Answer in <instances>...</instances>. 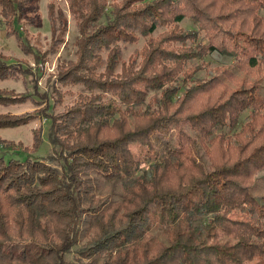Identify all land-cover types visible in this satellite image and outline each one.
<instances>
[{
  "label": "trees",
  "instance_id": "1",
  "mask_svg": "<svg viewBox=\"0 0 264 264\" xmlns=\"http://www.w3.org/2000/svg\"><path fill=\"white\" fill-rule=\"evenodd\" d=\"M23 1L0 0V9L18 23ZM68 1L81 39L77 62L59 82L83 84L90 92L62 119L50 117L48 138L62 171L29 155L25 161L0 156V264H68L82 223L88 264L114 254L120 264H264V191L254 193L264 171V95L242 87L211 102L215 79L192 92L171 85L184 72L195 82L199 68L187 66L208 53L237 59L239 69L263 66L264 0H132L115 7L104 25L98 24L109 18L108 0ZM50 13L53 34L65 31L62 15L57 24L53 7ZM186 18L198 31L149 41L139 63L116 73L120 43ZM200 31L205 45L197 42ZM189 39L195 45L187 49L169 42ZM103 51L105 74H96ZM15 72L0 64V78ZM157 91H163L158 106L144 107ZM11 99L0 96V102ZM246 111L248 121L238 132L223 131L236 129ZM28 121L0 117V128ZM140 134L162 142L161 156L149 158L147 169L131 149V137ZM90 172L107 183L130 182L120 200L108 202L83 178Z\"/></svg>",
  "mask_w": 264,
  "mask_h": 264
},
{
  "label": "rangeland",
  "instance_id": "2",
  "mask_svg": "<svg viewBox=\"0 0 264 264\" xmlns=\"http://www.w3.org/2000/svg\"><path fill=\"white\" fill-rule=\"evenodd\" d=\"M132 0H108L107 13L109 18H103L98 25H104L112 17L111 13L115 7H123ZM136 5H140L139 3ZM20 11V20L14 23L12 15H4L0 9V64L10 65L16 70L14 75L8 78H0V96L12 98L9 103L0 102V117L9 121L21 118L28 119V123L12 128H0V156L6 160L15 159L25 161L27 156L39 159L42 162L62 171L63 162L53 153V147L49 141V132L52 126L50 117L60 120L70 110L78 107L83 98L90 92L83 84L64 85L59 82V75L66 70L71 63L77 62L76 52L81 32L77 17L73 12L68 0H24ZM53 7L56 19L54 23L59 24L58 17L62 15L61 21L67 24L66 30L53 34V22L51 20L50 8ZM264 18V13H260ZM198 31L191 19L186 18L180 23L164 24L149 37L138 36L132 43H120L121 57L116 67V73L121 72L123 66L131 63H139L142 53L149 41H159L167 34L183 37ZM198 33L197 42L201 45L208 43V38L203 32ZM175 38V39H177ZM181 40V39H180ZM171 47L187 49L192 47L193 40L169 41ZM28 50V51H27ZM101 62L96 74H105L108 53L100 52ZM237 59L221 56L217 53H208L201 59L191 60L188 69L194 67L199 70L194 74L195 82L186 80L187 72L175 77L171 83L178 88V92H192L202 83L211 81L212 101L221 98L223 102L239 88L256 87L261 95H264V65L257 68H249L246 64L240 66ZM226 70L232 71L231 75L238 77L234 80ZM161 92L151 93L146 103L147 107L153 109L158 106L162 99ZM107 97H109L107 95ZM208 97V96H205ZM249 111L242 114L239 123L234 130L225 128L223 131L229 135L238 132L248 121ZM186 130L193 134L188 125L184 124ZM131 149L135 156L140 159L142 169H147L150 161L156 160L162 154V142L155 137H147L143 134L133 135L130 139ZM204 156V151H201ZM84 179L90 180L98 196L108 198V202L118 201L123 195V185L129 183H107L98 175L90 172ZM255 192L260 196L264 191V171L257 175ZM81 224L77 235V244L67 254L68 264H88V257L82 255L88 245V237ZM154 235L157 239H163L160 230L155 229ZM98 257V258H97ZM96 264H120L117 254L110 256H97Z\"/></svg>",
  "mask_w": 264,
  "mask_h": 264
}]
</instances>
